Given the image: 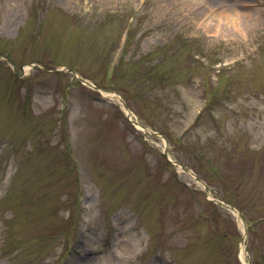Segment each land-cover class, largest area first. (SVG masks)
Listing matches in <instances>:
<instances>
[{"label":"rangeland","instance_id":"rangeland-1","mask_svg":"<svg viewBox=\"0 0 264 264\" xmlns=\"http://www.w3.org/2000/svg\"><path fill=\"white\" fill-rule=\"evenodd\" d=\"M218 1L244 35L179 0H0V264H264V0Z\"/></svg>","mask_w":264,"mask_h":264},{"label":"bare ground","instance_id":"bare-ground-1","mask_svg":"<svg viewBox=\"0 0 264 264\" xmlns=\"http://www.w3.org/2000/svg\"><path fill=\"white\" fill-rule=\"evenodd\" d=\"M252 2H253L252 6L255 8L256 12L260 13L259 10L261 11L263 10L262 9L263 0H253ZM200 4H204V6H207L206 13L202 14L200 18L201 25H203L204 30L208 32L212 31L214 32L213 34L216 36L219 33L220 29L222 28V23L224 22L222 20L228 18L230 25L229 27H232L238 34L240 33L241 35H244L243 26H247L246 21H244V19L229 18V14L227 15L226 11L220 12L219 10H214L213 6L220 5L219 7L224 8L226 6L225 1L219 2L218 0H215L212 2V6H211L210 4L207 3L206 0H202L201 3L197 2L196 0H191L190 3L188 0H179L177 7L179 10H183L188 15H191L195 11L194 9H196ZM245 16L249 17L248 18L250 20L249 26H252L253 23L251 22V20L253 19L255 20V17L254 18L251 17V13L249 12L245 13Z\"/></svg>","mask_w":264,"mask_h":264},{"label":"water","instance_id":"water-1","mask_svg":"<svg viewBox=\"0 0 264 264\" xmlns=\"http://www.w3.org/2000/svg\"><path fill=\"white\" fill-rule=\"evenodd\" d=\"M67 70H68L69 72H72L74 75L77 76V74H76V72H75L74 70H72V69H67ZM55 71H59V70H55ZM77 77H78V79H79L81 82H83V83H85V84H87V85L92 86V84H91L90 82L85 81L84 79L80 78L79 76H77ZM122 103H123L124 108L129 112V109H128V107H127V105H126V103H125V101H124L123 99H122ZM129 117H130V114H129ZM132 122H133L134 124H137L136 121H133V120H132ZM144 130H145L147 133L151 134V135H154V136H162V135H160V134H158V133L150 132V131H148V130L145 129V128H144ZM162 138L166 141V145H168V142H167L166 137H165V136H162ZM166 154L168 155V148H166ZM174 164L180 166L185 172L190 173L189 169L186 168L184 165H182L180 162L176 161V162H174ZM197 181H199V182H201L202 184H204L202 181H200L199 178H197ZM204 185H205V184H204ZM225 204H226V203H225ZM227 205H228V204H227ZM228 206L231 208V210H233L234 212H237L238 215L241 217V219L244 221V215H243V213H242L240 210H238L237 208H235V207H233V206H231V205H228ZM243 243H245V240H243Z\"/></svg>","mask_w":264,"mask_h":264}]
</instances>
